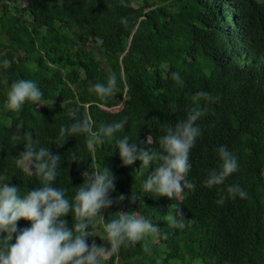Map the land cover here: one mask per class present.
Here are the masks:
<instances>
[{"label": "trees", "instance_id": "1", "mask_svg": "<svg viewBox=\"0 0 264 264\" xmlns=\"http://www.w3.org/2000/svg\"><path fill=\"white\" fill-rule=\"evenodd\" d=\"M113 73L110 97L89 90ZM21 79L35 82L43 95L17 112L6 103ZM198 92L211 99L197 102L204 115L195 122L200 135L185 176L195 189L172 199L145 192L160 162L123 165L117 141L127 136L138 148L162 152L160 137L187 119ZM85 116L93 132L125 118L126 124L93 150L86 133L57 147L61 127ZM28 143L60 154L52 183L70 202L84 172L106 167L115 177L113 203L93 218L89 245L110 247L100 238L104 225L122 212L158 227L134 245H121L106 264H264V0H0V177L7 178L0 183L16 186L21 196L42 186L21 155ZM221 146L238 168L209 188V173L221 170ZM234 185L246 198L229 195ZM177 205L183 228L170 220ZM60 219L73 227L71 212ZM30 226L17 222L18 230Z\"/></svg>", "mask_w": 264, "mask_h": 264}, {"label": "clouds", "instance_id": "2", "mask_svg": "<svg viewBox=\"0 0 264 264\" xmlns=\"http://www.w3.org/2000/svg\"><path fill=\"white\" fill-rule=\"evenodd\" d=\"M122 23H127L122 20ZM5 67L10 66V61L4 60ZM172 78L181 83L179 73H173ZM116 76L111 74L106 84H90V91H94L101 99L110 97L116 90ZM43 93L37 84L31 80H18L12 83L8 92L6 108L19 111L26 101L33 103L41 101ZM200 99H211L207 92H198L194 97L196 106L188 112L187 119L178 122L174 128H167L166 135L160 137L162 152H155L138 148L136 143H129L125 136L117 141L119 156L123 165H131L135 161L142 162L141 166H148L153 161H159L154 173L144 183V191L166 196L172 199L178 197L184 188L195 189V185L185 179L189 171V152L194 146L196 138L200 135V129L195 122L204 115V111L197 103ZM126 118L110 125H102L98 132L92 131V121L85 116L71 124L70 127L62 126L60 135L56 140V146L62 147L66 138L79 133L89 134L87 147L93 150L95 145L103 142L104 137H111L114 133L124 129ZM18 129L22 125L17 126ZM147 143L151 144L148 137ZM222 161L221 170H212L205 185L211 188L219 185L238 168L237 159L226 147L218 148ZM23 159L29 162V175L35 174L41 179L42 186L28 191L21 196L16 186H9L7 182L0 183V233L6 235L0 239V264H106L111 255L118 252L121 245L131 244L143 240L150 233H158V227L153 223L135 214L121 213L117 219H113L104 225L106 236H101L110 247L97 246L94 242L89 245L86 238L94 236L89 227L93 218L101 216L102 209L110 207L113 200L109 193L114 189L112 172L104 167L102 171L84 172V183L78 188L73 200L70 202L65 197V190L53 186L56 179L57 167L60 164V154H52L49 148H40L38 151L31 143L25 145V151L21 154ZM77 163V158L73 159ZM0 177V181L6 180ZM230 196L246 198L247 193L238 185L229 186ZM123 200L124 197L119 198ZM222 205L224 198L216 201ZM72 213L73 227H68L67 221L60 219ZM183 217L179 205L175 209V215L170 217L174 227L183 228ZM31 222L30 227L17 228L20 219ZM15 242L12 243L13 234ZM144 251L149 252V244H144ZM159 264V261H157Z\"/></svg>", "mask_w": 264, "mask_h": 264}, {"label": "rangeland", "instance_id": "3", "mask_svg": "<svg viewBox=\"0 0 264 264\" xmlns=\"http://www.w3.org/2000/svg\"><path fill=\"white\" fill-rule=\"evenodd\" d=\"M97 221H98V224L102 223V220L100 218H98ZM116 264H121V262L117 260Z\"/></svg>", "mask_w": 264, "mask_h": 264}]
</instances>
